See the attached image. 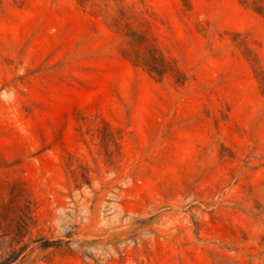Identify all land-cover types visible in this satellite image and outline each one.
Returning a JSON list of instances; mask_svg holds the SVG:
<instances>
[{"label": "rangeland", "instance_id": "rangeland-1", "mask_svg": "<svg viewBox=\"0 0 264 264\" xmlns=\"http://www.w3.org/2000/svg\"><path fill=\"white\" fill-rule=\"evenodd\" d=\"M123 6L183 78L124 56ZM15 182L35 224L11 264H264V15L0 0V184Z\"/></svg>", "mask_w": 264, "mask_h": 264}, {"label": "trees", "instance_id": "trees-1", "mask_svg": "<svg viewBox=\"0 0 264 264\" xmlns=\"http://www.w3.org/2000/svg\"><path fill=\"white\" fill-rule=\"evenodd\" d=\"M241 2L264 15V0H241ZM122 10L121 19L115 20L116 23L113 26L127 31L124 56L160 80L168 74L183 78L175 60L167 56L151 35L148 24L142 21L134 30L124 6ZM125 21L127 23L123 24ZM0 190H2L0 193V264H11L19 260L27 250L24 239L30 234V229L35 222L32 202L21 182H15L8 187L0 184Z\"/></svg>", "mask_w": 264, "mask_h": 264}]
</instances>
